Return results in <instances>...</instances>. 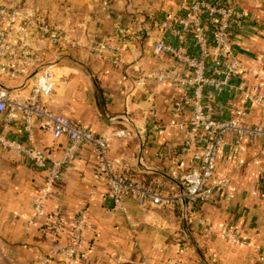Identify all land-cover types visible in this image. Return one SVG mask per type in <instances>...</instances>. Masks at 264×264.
Returning a JSON list of instances; mask_svg holds the SVG:
<instances>
[{
  "label": "crops",
  "instance_id": "obj_1",
  "mask_svg": "<svg viewBox=\"0 0 264 264\" xmlns=\"http://www.w3.org/2000/svg\"><path fill=\"white\" fill-rule=\"evenodd\" d=\"M232 1L249 12L236 45L243 70L211 101L214 114L235 117L244 111L243 121L257 124L263 109L245 93L264 96V0ZM0 5L17 10L14 38L33 51L20 60L26 68L17 77L0 74V86L14 100L27 98L34 74L52 65L57 81L50 107L106 136L117 173L163 195L180 193L184 175L194 167L193 152L182 150L191 110L185 108L177 118L180 127L172 112L180 87L153 80L144 87L136 84L141 74L184 68L174 56L155 49L159 40L175 41L160 21L177 14L178 0H0ZM30 11L34 22L24 35L18 26ZM41 18L62 31L61 42L54 44L40 31ZM189 43L193 48L192 39ZM116 50L120 64L113 62ZM240 82L246 92L234 89ZM8 113L0 117L6 136L49 160L62 156L69 145L66 137L55 138L35 118L30 138L20 111L13 118ZM235 140L232 133L226 136L210 181L213 194L189 216L178 205L140 206L132 196L119 210L108 194V180L97 175L95 152L82 146L46 201L47 212L57 209L65 217L58 235L46 214L33 210L44 171L24 153L0 146V264H37V257L65 244L82 210L87 226L78 255L71 261L54 256L50 264H264V144L257 138ZM223 178L230 179L226 187L217 185ZM222 228L233 230L241 242L223 237Z\"/></svg>",
  "mask_w": 264,
  "mask_h": 264
},
{
  "label": "built area",
  "instance_id": "obj_2",
  "mask_svg": "<svg viewBox=\"0 0 264 264\" xmlns=\"http://www.w3.org/2000/svg\"><path fill=\"white\" fill-rule=\"evenodd\" d=\"M17 15V10L0 5V74L11 78L24 72L26 64H22L20 60L25 62L33 56V51L24 42L14 38ZM33 17L34 13L28 12L22 18L18 32L27 35L28 27L34 22ZM247 22L249 12L232 0H178L177 14H167L160 21L161 28L169 30L175 41L159 40L155 49L159 53L174 56L184 68L158 69L146 75L141 74L136 80L137 86L142 87L146 86L147 80L158 84L169 82L180 87L181 93L172 101L176 125L184 127L177 118L185 108L191 110L182 150L193 152L194 167L184 175V187L178 194L163 195L157 188L136 183L124 174L117 173L106 136L74 123L70 117L57 113L50 107L48 101L57 81L52 65L34 74L31 95L27 98L14 100L10 92L0 86V117L9 111V118H13L20 111L30 138L33 120L37 118L42 128L50 131L55 138L66 137L69 140L62 156L49 160L38 149L10 138L0 130V146L24 153L34 166L44 171V184L34 198L33 210L35 214H46L50 230L56 235L62 233L66 220L57 209L47 212L46 201L54 185L63 177L66 165L76 157L82 146H90L95 152L97 175L108 180V194L119 210H125L126 196H132L140 206L178 205L183 215L189 216L197 204L208 200L213 194L214 186L210 181L216 168L217 154L226 146V136L229 133L234 134L237 144L245 138H257L264 144V96L255 91L246 92L243 82L234 86L237 91H245L246 99L259 104L263 109L262 121L251 125L243 121L244 111H240L235 117L214 114L211 101L215 92H222L232 86V79L237 78L243 70L236 45L240 31ZM39 29L54 44L61 42L64 37L62 31L47 24L44 18L40 19ZM189 39L193 40V48H188ZM100 47L106 48V44L102 43ZM113 55V62L120 64V53L116 50ZM121 134L126 132L121 131ZM229 181V178H223L217 185L226 187ZM86 226L87 215L82 210L70 224L65 244L52 250L48 256L37 257V264H50L54 256H60L66 261L73 260L78 255ZM220 232L228 240L241 242L240 237L230 228H222ZM174 264L183 262L175 260Z\"/></svg>",
  "mask_w": 264,
  "mask_h": 264
},
{
  "label": "water",
  "instance_id": "obj_3",
  "mask_svg": "<svg viewBox=\"0 0 264 264\" xmlns=\"http://www.w3.org/2000/svg\"><path fill=\"white\" fill-rule=\"evenodd\" d=\"M114 201V200H113Z\"/></svg>",
  "mask_w": 264,
  "mask_h": 264
}]
</instances>
